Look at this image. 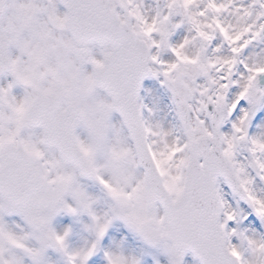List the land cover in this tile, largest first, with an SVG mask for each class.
<instances>
[{
    "label": "snow or ice",
    "instance_id": "1",
    "mask_svg": "<svg viewBox=\"0 0 264 264\" xmlns=\"http://www.w3.org/2000/svg\"><path fill=\"white\" fill-rule=\"evenodd\" d=\"M0 264H264V0H0Z\"/></svg>",
    "mask_w": 264,
    "mask_h": 264
}]
</instances>
